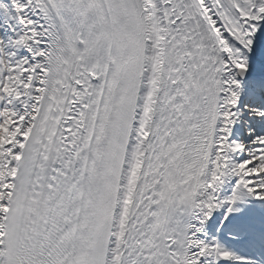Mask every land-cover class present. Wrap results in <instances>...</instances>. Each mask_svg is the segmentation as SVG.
Instances as JSON below:
<instances>
[{"label":"snow or ice","instance_id":"1","mask_svg":"<svg viewBox=\"0 0 264 264\" xmlns=\"http://www.w3.org/2000/svg\"><path fill=\"white\" fill-rule=\"evenodd\" d=\"M0 264H264V0H0Z\"/></svg>","mask_w":264,"mask_h":264}]
</instances>
